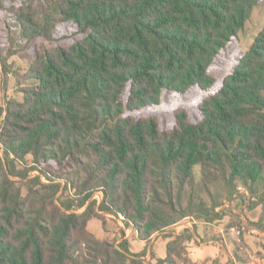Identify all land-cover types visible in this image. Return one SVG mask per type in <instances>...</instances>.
<instances>
[{
    "label": "trees",
    "instance_id": "trees-1",
    "mask_svg": "<svg viewBox=\"0 0 264 264\" xmlns=\"http://www.w3.org/2000/svg\"><path fill=\"white\" fill-rule=\"evenodd\" d=\"M260 1L48 0L39 9L38 0H27L10 8L27 41L54 44L62 24L83 37L37 51L28 70L16 73L27 82L23 98L0 102V264H84L83 247L102 264H194L192 229L147 263L145 250L100 241L88 226L97 218L105 227L102 212L122 215L149 241L188 216L213 222L227 215L210 188L217 182L242 209L261 207L255 225L264 223V27L219 90L201 101L197 120L179 109L174 127L163 129L155 116L132 114L160 105L165 91L209 93L217 82L210 69ZM8 56L0 43L4 76L12 72ZM198 165L210 204L197 194ZM33 170L39 173L30 176ZM64 187L76 199L60 205Z\"/></svg>",
    "mask_w": 264,
    "mask_h": 264
},
{
    "label": "rangeland",
    "instance_id": "rangeland-1",
    "mask_svg": "<svg viewBox=\"0 0 264 264\" xmlns=\"http://www.w3.org/2000/svg\"><path fill=\"white\" fill-rule=\"evenodd\" d=\"M27 0H4L7 9H0V43L4 49V54L8 56V63L12 70L11 73L4 76L2 69L0 68V102L6 104L9 98L22 99L23 94L21 92V86L27 84V82L17 81V74H24L35 58L37 51H43L49 48L51 45H65L68 46L75 41L79 40L83 36L78 34L77 28L74 24L60 25L57 28V41L52 44L44 38H36L31 41H27L21 35L18 23L15 19V15L10 8L18 6ZM48 0H38L37 7L43 8ZM264 27V0H261L259 5L254 9L250 19L245 24V27L239 32V34L229 43L226 50L222 52L216 61V64L210 69V73L217 79L216 84L213 86L209 93H204L198 88L192 89L185 95H180L175 92L165 91L163 99L160 105L147 107L137 112L132 113L136 117H149L155 116L159 119L160 125L163 129H171L175 125L174 114L179 109H186L192 120H197L200 117L199 104L208 95L217 92L221 86L223 78L232 72L234 67L239 63V60L243 54L253 44L256 36ZM12 53V54H11ZM4 158V150L0 145V160ZM32 156L28 157V164L33 165ZM23 165L17 163V168L22 169ZM37 170L30 172V176L38 174ZM202 173L201 167L198 165L195 167V183L197 194L206 199L208 204L211 203L210 197L204 190L201 182ZM22 187L23 195H26L27 188L22 184V179L14 177ZM44 181H48L46 177H43ZM64 186V185H63ZM211 191L214 195L215 201L222 204L218 207V211L225 210L227 215L222 218L215 219L213 222H205L197 218L198 221L193 227L189 228L195 232V239L188 244V254L194 253L197 246L206 248L204 257L192 262L194 264H264V223L261 226L255 225L260 218L262 208L259 207L257 211H248L242 209L238 205V201H229L227 199V188L221 182L210 184ZM242 191L244 188L241 189ZM103 192L97 191L92 197L97 201V204H101L103 200ZM59 204L62 202H69L76 199L75 191L71 187H64L59 194ZM75 202V201H74ZM76 203V202H75ZM187 203V194L184 195L183 204ZM248 201L246 202V204ZM84 208H78L74 206L72 212L82 213ZM107 216V223L103 226L102 220L93 219L91 226L88 229L98 238L100 241H111L115 244L127 241L128 247L137 250L135 244L131 243L134 239L133 230L134 227L126 225L125 221L120 217L102 212ZM251 213V214H250ZM122 223L124 225H122ZM230 224L232 225L231 227ZM247 225V231L241 241H238L234 233L231 231L232 227L241 225ZM186 229V228H185ZM185 229L180 227H170L164 232L159 234L163 239L170 238ZM129 230V231H128ZM220 246V251L214 248ZM83 254L81 260L84 264H102L101 256H93V253L83 247ZM131 252H134L131 250ZM143 252V251H141ZM147 254V251H145ZM139 253V252H138ZM155 255V254H153ZM152 260L147 258V263ZM179 264H184L181 260ZM191 264V263H189Z\"/></svg>",
    "mask_w": 264,
    "mask_h": 264
},
{
    "label": "crops",
    "instance_id": "crops-1",
    "mask_svg": "<svg viewBox=\"0 0 264 264\" xmlns=\"http://www.w3.org/2000/svg\"><path fill=\"white\" fill-rule=\"evenodd\" d=\"M258 208H256L253 211H257ZM253 211H251V212H253ZM122 225H124V224L122 223ZM90 226H91V221L89 223V227ZM129 227H132V226H129ZM133 236H134V239L132 240L131 243L135 244L137 250H133V248L130 247L131 250L134 251V253H138V252H141L144 250L147 251V254L145 257L148 258L149 260H152L153 262L155 261V258L153 259V256H154L153 254H155L156 258L157 257L164 258L166 256V254H167V243L173 238V237H170V238L163 239L161 237V235L159 233H157L149 241L140 240L137 237V232H136L135 228L133 230ZM214 248H216V249H218V251H220L219 245L215 246ZM205 249L206 248H204V247L197 246L196 249H193L196 251L194 253L190 254V258H192L194 261H197L198 259H202L204 257L203 253L206 251Z\"/></svg>",
    "mask_w": 264,
    "mask_h": 264
},
{
    "label": "built area",
    "instance_id": "built-area-1",
    "mask_svg": "<svg viewBox=\"0 0 264 264\" xmlns=\"http://www.w3.org/2000/svg\"><path fill=\"white\" fill-rule=\"evenodd\" d=\"M119 217H120V219H122L124 221V217L122 215ZM197 222L198 221L195 219L194 216H188V217L184 218L182 221H180L179 223H177L175 225V227L176 228L180 227V230L185 229V228H191ZM247 228H248L247 225L243 224L241 226L232 227L231 231L234 233L237 240L241 241L243 239V236L245 235V233L247 231Z\"/></svg>",
    "mask_w": 264,
    "mask_h": 264
}]
</instances>
